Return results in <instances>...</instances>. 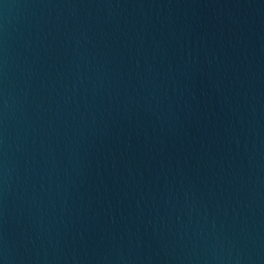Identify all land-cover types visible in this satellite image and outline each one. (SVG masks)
<instances>
[{"label": "water", "instance_id": "95a60500", "mask_svg": "<svg viewBox=\"0 0 264 264\" xmlns=\"http://www.w3.org/2000/svg\"><path fill=\"white\" fill-rule=\"evenodd\" d=\"M0 264H264V0H0Z\"/></svg>", "mask_w": 264, "mask_h": 264}]
</instances>
